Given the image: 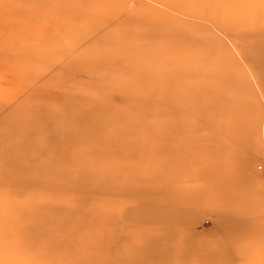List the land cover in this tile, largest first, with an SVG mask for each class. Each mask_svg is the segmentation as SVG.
Wrapping results in <instances>:
<instances>
[{"label": "rangeland", "instance_id": "obj_1", "mask_svg": "<svg viewBox=\"0 0 264 264\" xmlns=\"http://www.w3.org/2000/svg\"><path fill=\"white\" fill-rule=\"evenodd\" d=\"M27 1L0 0V264H264V0Z\"/></svg>", "mask_w": 264, "mask_h": 264}, {"label": "bare ground", "instance_id": "obj_2", "mask_svg": "<svg viewBox=\"0 0 264 264\" xmlns=\"http://www.w3.org/2000/svg\"><path fill=\"white\" fill-rule=\"evenodd\" d=\"M48 1H50V0H29V1H27L28 2V4H29V6H28V8H30V9H32L33 11H35V10H37V8H40L41 7V5H46L47 3H48ZM215 19V18H214ZM221 70V69H220ZM223 70V69H222ZM212 88H213V86L212 87H210V86H208L207 87V102L209 103V102H212V98L210 97V95H208V93L209 92H211V90H212ZM215 97H217V96H215ZM207 103V104H208ZM209 106L211 105H213V104H208ZM16 121V120H15ZM83 125H85V126H87L88 124H83ZM94 126V125H93ZM17 128V127H16ZM89 129V130H88ZM88 129H84V135L85 134H91V132L92 131H97V129H91L90 127L88 128ZM18 130H20L19 128H17V130L16 131H18ZM56 132H58V131H56ZM79 156V155H78ZM77 156V157H78ZM75 160H79L78 158H74ZM86 168H88L89 169V167L87 166ZM90 170H92V171H96L97 169H96V167H94V166H92V169H90ZM97 172H98V170H97ZM88 177V176H87ZM89 178V177H88ZM89 179H92L91 181H94V182H97L98 181V179H99V172L97 173V174H92L91 175V177L89 178ZM161 215H163V216H167L168 214H166V213H160V212H156V213H154V215H152L153 217H161ZM146 241H147V239H146ZM148 248L147 249H149V248H152V247H154V245H155V243H154V240H152V238H150V239H148ZM146 242V243H147ZM144 254V253H143ZM141 255L140 256V258L138 257L137 258V260H139L140 262H142V263H145V261H148L149 262V260H152L154 257H155V255H152L150 252L149 253H147V254H144V255ZM151 257H153V258H151ZM135 260V259H134ZM178 260V259H177ZM141 263V264H142ZM150 264V263H149Z\"/></svg>", "mask_w": 264, "mask_h": 264}]
</instances>
